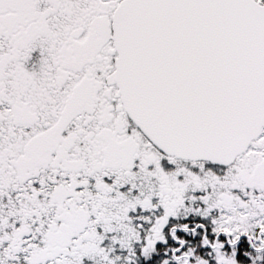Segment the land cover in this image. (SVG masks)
Masks as SVG:
<instances>
[{
	"label": "snow or ice",
	"instance_id": "snow-or-ice-1",
	"mask_svg": "<svg viewBox=\"0 0 264 264\" xmlns=\"http://www.w3.org/2000/svg\"><path fill=\"white\" fill-rule=\"evenodd\" d=\"M0 264H264V0H0Z\"/></svg>",
	"mask_w": 264,
	"mask_h": 264
}]
</instances>
